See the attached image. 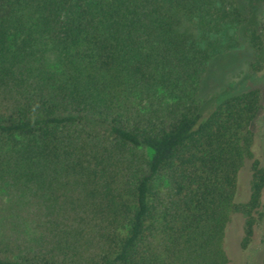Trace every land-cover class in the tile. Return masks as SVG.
Wrapping results in <instances>:
<instances>
[{
    "label": "trees",
    "instance_id": "16d2710c",
    "mask_svg": "<svg viewBox=\"0 0 264 264\" xmlns=\"http://www.w3.org/2000/svg\"><path fill=\"white\" fill-rule=\"evenodd\" d=\"M245 1L0 0V264H230L235 214L250 246L263 92L200 94L235 50L264 70Z\"/></svg>",
    "mask_w": 264,
    "mask_h": 264
},
{
    "label": "rangeland",
    "instance_id": "374dc122",
    "mask_svg": "<svg viewBox=\"0 0 264 264\" xmlns=\"http://www.w3.org/2000/svg\"><path fill=\"white\" fill-rule=\"evenodd\" d=\"M244 6L245 0H238ZM251 50L248 47L235 50L213 59L202 81L200 94L203 98L247 91L260 88L264 97V70L252 73L248 61ZM256 140L253 150L264 163V109L253 126ZM250 170L246 164L239 173V199L250 196ZM264 203V195H263ZM264 210V208H263ZM245 217L235 214L227 227L226 246L230 256V264H262L264 251V218L256 226L253 241L247 249L242 248Z\"/></svg>",
    "mask_w": 264,
    "mask_h": 264
}]
</instances>
